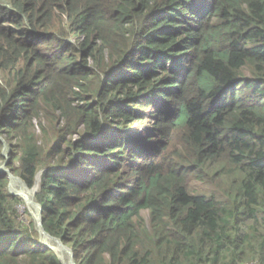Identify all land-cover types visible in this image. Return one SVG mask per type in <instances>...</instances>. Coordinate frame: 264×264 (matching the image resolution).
<instances>
[{
	"label": "trees",
	"instance_id": "16d2710c",
	"mask_svg": "<svg viewBox=\"0 0 264 264\" xmlns=\"http://www.w3.org/2000/svg\"><path fill=\"white\" fill-rule=\"evenodd\" d=\"M9 4L0 134L44 232L77 264H264V0ZM8 186L0 264H62Z\"/></svg>",
	"mask_w": 264,
	"mask_h": 264
},
{
	"label": "rangeland",
	"instance_id": "374dc122",
	"mask_svg": "<svg viewBox=\"0 0 264 264\" xmlns=\"http://www.w3.org/2000/svg\"><path fill=\"white\" fill-rule=\"evenodd\" d=\"M0 4L10 8L9 0H0ZM1 84L5 85L4 74L2 72H0V85ZM44 122L45 121H43V124ZM33 125L34 131L38 136V139H40V141L42 142V130L40 127L39 120H34ZM137 129H139L140 136L142 138L156 137L152 123H148L146 126H137ZM0 141L3 143L4 156L5 158H7L6 162L0 165V176L6 175L9 181V186L7 189L9 193L23 200L24 206L21 207L19 210L23 220L25 222H28L30 219H33L35 227L39 234V243L43 244L48 248L54 249V252L58 256L62 264H77L74 259L73 250L69 246L63 244L60 240L54 239L51 236L48 237L40 224L42 208L36 202L35 198V195L39 190V185L41 182L40 175L37 178L36 185L32 189L28 188L27 185L19 177L15 176L7 166L10 160L9 154L11 152L10 145L13 142L12 139L6 134H0ZM144 215H146V213H144Z\"/></svg>",
	"mask_w": 264,
	"mask_h": 264
},
{
	"label": "water",
	"instance_id": "95a60500",
	"mask_svg": "<svg viewBox=\"0 0 264 264\" xmlns=\"http://www.w3.org/2000/svg\"><path fill=\"white\" fill-rule=\"evenodd\" d=\"M40 180H41V176H40ZM38 188V187H37ZM40 224H41V226H42V220H41V217H40ZM48 237H50L47 233H45ZM55 239V238H54ZM50 249H52V248H50ZM53 251H54V249H52Z\"/></svg>",
	"mask_w": 264,
	"mask_h": 264
},
{
	"label": "bare ground",
	"instance_id": "6f19581e",
	"mask_svg": "<svg viewBox=\"0 0 264 264\" xmlns=\"http://www.w3.org/2000/svg\"><path fill=\"white\" fill-rule=\"evenodd\" d=\"M25 188V187H24ZM25 194V193H24ZM26 195V194H25ZM23 197V196H22Z\"/></svg>",
	"mask_w": 264,
	"mask_h": 264
}]
</instances>
